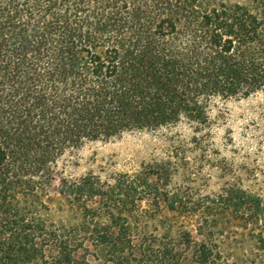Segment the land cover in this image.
I'll use <instances>...</instances> for the list:
<instances>
[{
  "label": "trees",
  "instance_id": "trees-1",
  "mask_svg": "<svg viewBox=\"0 0 264 264\" xmlns=\"http://www.w3.org/2000/svg\"><path fill=\"white\" fill-rule=\"evenodd\" d=\"M260 92L264 0H0V264H239L217 238L231 225L264 249L263 197L173 190L171 161L61 177L67 220L47 202L67 152L206 127L217 98Z\"/></svg>",
  "mask_w": 264,
  "mask_h": 264
},
{
  "label": "rangeland",
  "instance_id": "rangeland-1",
  "mask_svg": "<svg viewBox=\"0 0 264 264\" xmlns=\"http://www.w3.org/2000/svg\"><path fill=\"white\" fill-rule=\"evenodd\" d=\"M231 2L245 0H228ZM209 125L182 121L155 131L124 134L108 141L87 142L67 152L57 167L47 198L52 220L72 217L67 207L60 208L61 177L79 179L88 173L111 179L120 173H136L155 164L171 161L172 189L215 197L223 190L241 185L264 198V93L248 98H217L208 110ZM148 201L141 211L149 210ZM224 220L220 221L217 231ZM230 237L219 234L226 254L239 264H264V249H259L250 231L231 225ZM92 264H116L90 256Z\"/></svg>",
  "mask_w": 264,
  "mask_h": 264
}]
</instances>
